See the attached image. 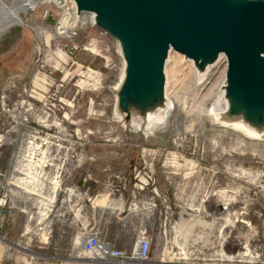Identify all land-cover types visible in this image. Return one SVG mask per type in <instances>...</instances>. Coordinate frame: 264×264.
I'll return each instance as SVG.
<instances>
[{"label": "rangeland", "instance_id": "rangeland-1", "mask_svg": "<svg viewBox=\"0 0 264 264\" xmlns=\"http://www.w3.org/2000/svg\"><path fill=\"white\" fill-rule=\"evenodd\" d=\"M2 1L10 4L15 0ZM61 10L58 1L42 0L34 8L20 12L23 24H13L0 33V105L6 97L5 108L0 109V138L5 137L0 147L1 196L7 191L3 185L5 171L8 176L12 171L14 151L21 149L17 136L7 132L11 128L10 110H13L10 103L16 99L27 100L34 75L48 73L55 65L56 57L59 58V53L47 51L54 49L55 40L59 41L54 28ZM36 24L45 28L41 37L37 34L39 26ZM77 40L79 49L67 67L68 73L75 70L77 73L66 87L67 99L73 108L66 110L69 118L64 132L90 136L79 142L86 159L65 178L56 203L51 201L53 210L58 204L68 202L63 194L65 184L77 189L76 192L73 188L80 200L87 196L88 191L73 182V176L84 167L89 157L88 146L94 144L96 147L90 150L99 157L100 164L109 155L120 158L118 165L109 166L112 175L104 179L105 188L111 180L118 183L115 175L120 172L124 173V189L129 180L133 185L137 184L138 180L134 179L136 169L137 175L153 172L158 183L154 187L159 185L158 204L151 206L145 202L143 206L151 210L148 215L144 212L145 222L148 221L146 216L150 215L152 223L150 255L146 262L137 264H264V134L252 135L240 125L216 121L217 111L223 107L216 91L219 71L207 82L200 81L192 61L172 50L166 65L167 94L172 103L168 118L153 123L148 130L150 134L138 128L127 131L115 115L113 90L119 84L123 70L116 44L92 24L79 29ZM45 49L46 55L42 53ZM36 58L41 60L39 68H34ZM61 77L59 72L53 78L60 81ZM31 100L41 107L42 98ZM16 112L19 116L20 107ZM56 117L57 120L64 119L66 114L61 112ZM36 122L37 119L29 117L24 124L38 127ZM54 130L45 129L49 133ZM116 136H122L124 141L108 142V138ZM101 139L114 144V148H100L99 145L105 143L99 141ZM127 167H131L132 177L125 173L123 168ZM11 191L15 201H23L14 189ZM151 194L150 190H145L144 197ZM68 203L72 206L75 200ZM14 206L16 208L0 205V213L5 215L14 210L19 214V240L9 243L5 236H0V245L8 246L10 255L16 256L19 264H25L36 245L47 237L38 240L30 227L27 228L29 212L36 211V206L32 203ZM196 214L201 219L191 220ZM52 217L50 215L48 220ZM181 219L186 225L179 232L177 225Z\"/></svg>", "mask_w": 264, "mask_h": 264}, {"label": "water", "instance_id": "water-1", "mask_svg": "<svg viewBox=\"0 0 264 264\" xmlns=\"http://www.w3.org/2000/svg\"><path fill=\"white\" fill-rule=\"evenodd\" d=\"M74 1L118 48L115 115L127 131L146 129L168 110L165 69L175 50L192 61L200 81L224 57L216 121L264 134V0Z\"/></svg>", "mask_w": 264, "mask_h": 264}, {"label": "crops", "instance_id": "crops-1", "mask_svg": "<svg viewBox=\"0 0 264 264\" xmlns=\"http://www.w3.org/2000/svg\"><path fill=\"white\" fill-rule=\"evenodd\" d=\"M122 138V136H116L113 139H108V142L122 140ZM99 141L105 142L99 145L100 148H114V144H110L106 140ZM95 147L94 144L88 146L89 157L84 167L76 171L73 176V182L81 189L88 191L87 196L84 200L81 199L83 200L81 204H76L78 200L71 197V191L68 194L63 193L68 202L74 199L75 203L70 206L68 202H60L58 208L53 210L51 214L53 217L50 219V221L53 220L54 226L52 235L36 245L32 256L29 261L25 260V264H94L86 256H72V252L80 243L81 238L92 233L109 241L114 248L129 253L133 249L139 233L144 229L143 227L152 226L150 215L146 216L148 220L146 222L144 217L145 213L151 214V210L148 211L143 206L145 202L147 205H151L150 203H154V201L145 198V190L137 189L138 184L133 185L130 180L122 193H110L108 188H105L104 179L112 175L109 166L118 165L120 158L117 155H109L106 157L108 159L102 158L103 164H100L99 157H96L90 150ZM85 156L87 155L84 154L83 161L86 159ZM107 161L110 162L107 163ZM113 169L115 168L113 167ZM123 169L132 177L131 167ZM135 174L134 179L138 180L137 173ZM157 190L159 191V185H157ZM155 202L158 204L157 200ZM197 218L201 219V216L196 214L191 220ZM50 221L45 223L49 224ZM144 222H150L151 225L144 224ZM178 225L182 229L186 225L185 220L181 219ZM20 231V219L16 211H7L5 215L0 213L1 237L5 236L10 243V240H19ZM8 249V246L0 245V264H19L18 258L12 257Z\"/></svg>", "mask_w": 264, "mask_h": 264}, {"label": "bare ground", "instance_id": "bare-ground-1", "mask_svg": "<svg viewBox=\"0 0 264 264\" xmlns=\"http://www.w3.org/2000/svg\"><path fill=\"white\" fill-rule=\"evenodd\" d=\"M40 1L42 0H15L10 4H7L0 0V33L8 29L13 24H23L24 21L20 15V12L34 8ZM64 2L65 3L62 4L64 7H62L59 20V34L64 32L63 29H65L68 24L78 23L80 21L79 16L82 18L83 23L87 24L85 20L86 16L84 18L82 17L86 15V13H78L74 0H65ZM90 23L92 24V22ZM80 24L84 25L82 23ZM37 29L38 33L42 32L41 26H39ZM226 67L227 65L225 64L219 67L217 70H209V77H205L203 82L210 80L219 71L218 73L220 76L217 79L218 82H216V91H218L221 83L223 82ZM165 72L166 79L168 81V73L166 69ZM42 84L43 80L40 78L35 80L31 87L29 98H43L44 93L42 91ZM165 96L169 101L168 110L163 117H156L157 119L154 120L156 123L162 122L164 118L167 119L171 110L172 103L167 94V84ZM10 106L13 108V110H10L9 123L11 128L7 132H11L12 134L14 133V135L17 136L19 141L18 147H21V149L19 152L17 150L14 151L12 171L8 174L6 178L7 180L3 185L7 187V196H10L12 203L14 202L13 204L25 206L28 203H32L33 206L37 207L36 211L29 212L30 214L28 215L27 220V228L30 227L32 234L37 237L40 232L46 228L45 222L48 221V218L53 211L54 204L56 203L57 198L60 196V192L64 186V183L59 180V174L74 166L68 161V157L71 160V157L68 156V154H70V145L68 143L69 140L67 141L65 134H62L65 133L64 129H66V127L63 128V124L57 122L55 115L43 111L42 107H38L32 100L28 103H25L23 100L19 101L16 99L15 102L10 103ZM19 107L20 111L22 110V112H19V116H16V111ZM4 108L5 106L0 105V109L2 111ZM222 109L223 107L219 108L218 110L220 111ZM67 111L66 119L69 118ZM29 117L37 119L38 122L36 123L38 124V127L24 124L25 119ZM153 123L151 125L149 124L146 126V129H144L147 131V134H150V131L148 132V130L153 125ZM237 125L244 127L252 135H259L256 132L248 130L242 124ZM49 128L56 129L57 131L54 130L53 133L45 131V129ZM133 128L140 129V126L136 125ZM60 130L62 132H60ZM9 133L7 135L9 137L12 136ZM89 136L90 135H79L76 133L73 138L79 142H83V140L89 139ZM3 139L5 140V137L0 138V147L3 144ZM108 139H111V137ZM81 149L82 148L74 149V153L78 152L80 155L77 163H81L84 156ZM19 153L21 154L18 155ZM144 182L146 183L147 180L144 179ZM65 186L66 187L63 189V193L66 192L68 194V192L71 191V197L79 201V196L74 192V189L72 187L68 188L69 185L65 184ZM58 187L59 189L57 190ZM11 189H14L16 193L19 194V198L23 201H15V196L12 194ZM28 189L33 190V192L28 191ZM11 195L14 197H11ZM51 201H54V204ZM177 231H181L179 225H177ZM33 232H35V234ZM46 237L47 236H44L42 239H45ZM91 262L95 264L94 261Z\"/></svg>", "mask_w": 264, "mask_h": 264}, {"label": "built area", "instance_id": "built-area-1", "mask_svg": "<svg viewBox=\"0 0 264 264\" xmlns=\"http://www.w3.org/2000/svg\"><path fill=\"white\" fill-rule=\"evenodd\" d=\"M62 7H64V5L61 4V9ZM90 15H91L90 13H86V15H84L86 16L85 20L87 24H84L82 18L79 16L80 21L76 24H68L67 27L63 29L64 32L62 34L58 33V27H59V21H58L57 25L54 28V33L56 34L55 36L59 37V41L55 40L54 49L49 48L47 52H52V53L57 52L59 53L58 54L59 58L56 57L57 60H54L55 65L50 67L51 69L48 71V73L38 72L36 75H34L31 81V84L33 85L36 79L40 78L41 80H43L42 91L44 94L41 100V104H42L41 107L45 112L54 114L55 117L56 115H59V113L61 112L66 114V110H69L71 107L70 106L71 102L68 101L67 99L68 91H66V87L72 82V78L74 77V74L77 73V71L75 70L73 71L72 74H70L67 72V67L70 64V61L71 63L74 61V57H73L74 53H76L79 49V43L77 40L79 36V29H81V27L85 25L91 24ZM80 23L84 25H81ZM38 25L39 24H36L37 27ZM39 26H41L42 32L41 33H38L37 31L36 32L41 37L45 31V28L42 25H39ZM60 39H62V41ZM47 52L45 49L42 53L46 55ZM40 53L41 51L39 50L37 53L38 57ZM45 55L44 57H46ZM36 60L37 61L35 62L34 68L41 67L40 58H36ZM225 60H226L225 58L219 60L213 67L210 68V70L214 71V70H217L222 65H225V64L227 65ZM59 72L62 73V77L60 81H58L59 79L57 80L53 78V77H57V73ZM208 76H209V73L207 74L206 78ZM74 85H78V84L75 83ZM5 98L6 97L4 96L2 100L3 106H4V103L6 102ZM29 99L31 100V98ZM30 100H23V101L25 103H28ZM72 108L73 107H71V109ZM56 120H57V117H56ZM66 121H67L66 117L64 119L62 118V119L57 120L58 123L63 124V128L66 127L67 129ZM66 129H64V131H66ZM62 134H65V138H67V141L69 140L68 143L70 145L69 146L70 154H68V156L71 157V160L68 157V161L70 162L71 165H74L73 167L59 174L58 176L59 180L61 182H64L65 178L70 177V174L72 171L81 167V163H77V161L80 158V155L78 154V152L74 153V149L80 148L79 141L73 138L74 135L72 133L65 132ZM1 156H2V150H0V158ZM136 172H137V169H136ZM138 175L136 176L138 177V182H137L138 189L141 191L147 190L148 192L150 190L152 194L148 198L154 201V203H150L151 206H155L156 205L155 200L157 201L159 200L160 194H159V191L157 190V186L154 187V185H156L157 183H156V179L154 178L153 172L151 173L144 172L142 173V175L140 174ZM115 176L118 178V183L111 180L107 188L110 191V193L120 194L125 188L124 187V183H125L124 173H121V172L116 173ZM3 178H4L3 180L6 181L7 171H5V175ZM144 179L147 180L146 183L144 182ZM145 186L147 187L146 189H145ZM150 186H153V189H151ZM74 189L77 192V189L76 188ZM133 193L135 194L134 191ZM0 205L2 206L9 205L13 208H16L14 204L12 203L10 196L9 197L7 196V191H5L4 195L2 196L0 195ZM23 211L26 212L24 209ZM45 226L46 228L43 231H41L40 234L37 236L38 240H41L44 236L49 237L52 235L53 220L50 221L49 224H45ZM150 227L151 226H148L146 228L143 227L144 229L139 233L137 240L133 246V249L129 253L122 251L120 249L114 248L113 245L109 241L103 240L99 238L97 235L90 233L87 236L81 238V242L78 243L76 248L73 250L72 256L74 257L86 256L91 261H94L95 264H137V263L146 262L150 255L151 243H152V239L149 233Z\"/></svg>", "mask_w": 264, "mask_h": 264}]
</instances>
